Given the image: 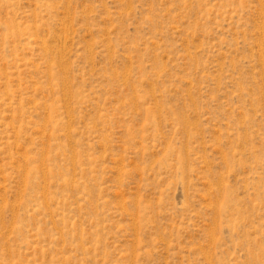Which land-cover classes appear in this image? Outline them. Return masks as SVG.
I'll return each mask as SVG.
<instances>
[{
  "label": "rangeland",
  "instance_id": "rangeland-1",
  "mask_svg": "<svg viewBox=\"0 0 264 264\" xmlns=\"http://www.w3.org/2000/svg\"><path fill=\"white\" fill-rule=\"evenodd\" d=\"M0 264H264V0H0Z\"/></svg>",
  "mask_w": 264,
  "mask_h": 264
}]
</instances>
